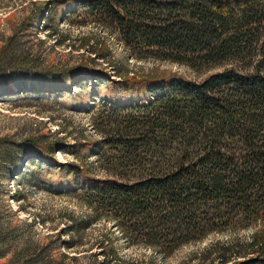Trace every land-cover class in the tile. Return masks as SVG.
Returning a JSON list of instances; mask_svg holds the SVG:
<instances>
[{
    "label": "trees",
    "instance_id": "obj_1",
    "mask_svg": "<svg viewBox=\"0 0 264 264\" xmlns=\"http://www.w3.org/2000/svg\"><path fill=\"white\" fill-rule=\"evenodd\" d=\"M44 7L50 9L51 22L67 11L68 17L82 16L104 26L131 58L217 70L195 79L176 73L129 75L111 64L117 80L111 71L87 63L66 80L57 81V75L48 72L44 78H31L33 90H28L25 61L23 73L6 74L15 73L4 61L6 45L0 77L16 81L17 91L1 90L3 96L64 92L75 101L80 93H73L71 85L93 79L91 90L99 91L96 97L105 110L101 117L109 118L115 129L104 143L120 156L117 167L123 172L99 177L82 163H60L52 148L64 146L32 139L29 144L42 150L37 157L40 177L55 191L80 196L98 216L112 220L129 243L164 254L212 233L261 223L250 244L249 253L256 256L232 264H264V0H47ZM109 55L112 50L100 43L91 60H109ZM71 153L82 159L79 149ZM22 164L17 161L16 169ZM135 166L138 171L128 174ZM91 223L88 218L70 219L68 238L61 241L67 250L60 260L54 257L50 236L47 244L15 253L9 264H26L27 251L31 264L76 261L78 251L68 249H77L83 241L81 230ZM110 232L99 244L103 264H121ZM8 239L0 228V243ZM7 251L0 245V258Z\"/></svg>",
    "mask_w": 264,
    "mask_h": 264
},
{
    "label": "rangeland",
    "instance_id": "obj_2",
    "mask_svg": "<svg viewBox=\"0 0 264 264\" xmlns=\"http://www.w3.org/2000/svg\"><path fill=\"white\" fill-rule=\"evenodd\" d=\"M46 1L0 0V56L7 45L4 61L7 70H15V73L6 72L8 76L23 73L21 60L28 64V90H33L31 78L39 75L44 78L48 72L56 74L57 81L66 80L76 72V67L87 63L98 71H111V78L117 80L120 77L115 75L117 70L111 64L124 73L129 72V75L168 76L176 73L195 79H203L217 70L200 71L169 61L131 58L118 37L82 16L71 18L65 11L51 22L48 17L50 9L44 7ZM100 43L107 44L112 50L109 60L97 57L91 60ZM16 84L11 78L6 81L2 78L0 92L4 89L15 92ZM95 84L93 79L85 84L81 81L77 85L72 84V92L80 93L75 101L68 100L64 92L48 93L49 96L33 93L30 97L20 94L16 98L0 93V228L9 235L8 240L0 243L8 250L7 255L0 258V264H9L15 253L32 244H47L50 236L55 241L52 246L54 257L60 260L61 254L67 250L61 241L68 238L66 227L71 218L78 221L88 218L92 223L81 230L83 241L77 249H68L72 254L78 251V260L66 259V264H103L99 244L110 231H114V242L123 257L121 264H232L243 262L248 256H256L249 253L253 251L250 244L262 227L261 223L212 233L200 241L164 254L129 243L112 220L98 216L80 196L70 191H55L40 177L37 157L42 150L29 144L32 139L45 146L56 143L64 146L52 148L53 157L60 163H82L91 174L99 177L123 172L117 167L121 162L120 156L104 143L105 136L114 133L115 129L108 122L109 118L104 121L105 117H101L103 114L100 113L105 110H101L102 102L96 97L99 91L91 90ZM63 93L64 96L57 95ZM93 98L98 99L92 101ZM82 100L87 101L82 103ZM73 145L76 147L72 148ZM71 149H79L78 156L82 159L72 154ZM19 160L23 164L17 170L15 163ZM139 168L129 167L127 173L134 174ZM16 192L20 193L17 198ZM28 254L29 251L24 260L31 264L33 257ZM223 258L229 262L224 263L221 261Z\"/></svg>",
    "mask_w": 264,
    "mask_h": 264
}]
</instances>
